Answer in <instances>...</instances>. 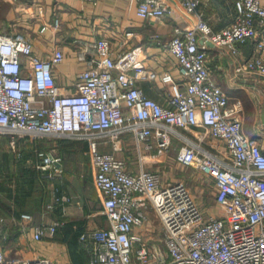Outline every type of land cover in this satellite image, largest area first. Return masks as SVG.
I'll list each match as a JSON object with an SVG mask.
<instances>
[{"label":"built area","instance_id":"obj_1","mask_svg":"<svg viewBox=\"0 0 264 264\" xmlns=\"http://www.w3.org/2000/svg\"><path fill=\"white\" fill-rule=\"evenodd\" d=\"M135 1L145 19L170 17L175 9L166 0ZM178 2L184 15L195 17L176 25L166 42L180 73L179 80L169 72L161 77L171 88L167 104L139 86L140 81L155 80L156 72L140 61L136 48L118 52L105 36L87 41L77 53L81 70L64 86L55 73L68 59L63 46L47 53L26 32L0 31V136L9 138L15 152L19 143L35 145L42 139L88 142L102 213L110 224L81 233L79 244L89 264H264V150L257 137L244 131L241 101L231 104V97L213 83L207 47L211 42L238 55V43L252 40L254 53L236 71L264 76V4L235 0L231 24L214 30L197 13L200 0ZM50 26L58 30L59 19L42 31ZM155 37L160 41L159 34ZM179 130L194 132L199 143L209 136L224 143L213 153L187 141L177 154L181 165L213 181L220 215L205 217L184 183H164L148 170L129 171L124 159L99 149L111 143L120 150L132 136L146 149L153 148L150 140L156 138L157 148L168 151L174 136L187 140ZM36 152L39 170L50 178L61 175L54 149ZM21 219L32 224L34 216L23 213ZM153 220L162 225L165 250L153 238ZM4 224L0 214V226ZM58 225L33 224V240L53 237ZM145 225L152 235L136 231ZM0 264L57 263L44 256L11 257L0 239Z\"/></svg>","mask_w":264,"mask_h":264},{"label":"crops","instance_id":"obj_2","mask_svg":"<svg viewBox=\"0 0 264 264\" xmlns=\"http://www.w3.org/2000/svg\"><path fill=\"white\" fill-rule=\"evenodd\" d=\"M166 1L174 3L172 15L155 20L140 17L135 0H0V31L32 29L36 46L47 53L54 46H63L68 59L55 73L58 83L64 86L69 85L81 70L77 53L87 41L105 36L113 41L118 52L136 48L140 61L156 72L155 80L140 81L139 86L148 96L167 104L171 88L161 77L169 72L179 80L180 73L175 59L165 47L166 42L172 37L176 25H184L195 16L184 15L178 0ZM262 2L264 4V0ZM197 13L202 14L214 30H221L231 24L236 15L235 0H200ZM56 19L60 21L58 30L50 26L42 31L44 25ZM128 32L132 35L127 36ZM157 34L160 41L155 37ZM121 39L124 44L120 45ZM238 46L241 52L234 55L226 47L207 43L212 81L231 97V104L241 101L245 111L248 101H251L249 93L253 92L251 97L262 96L259 100L260 118L253 125L244 123V131L257 137L264 150V76L237 73L236 67L255 50L252 40L238 43ZM179 132L187 140L174 136L173 146L168 151L157 148L156 138L150 140L153 148L146 149L145 143L136 142L132 136L126 137L120 150L115 151L111 143L100 144L99 149L124 159L129 171L156 172L164 183L182 182L191 193L193 189L200 193L208 190L210 196L204 206L200 203L201 198L194 195L200 200L204 216L222 214L216 204L213 181L196 168L181 165L177 154L187 141L200 144L213 153L223 148L224 143L211 136L199 143L194 132ZM3 137L0 136V151L5 144L10 148L9 138L5 136V141ZM37 149H54V156L60 160L61 175L50 178L37 168ZM16 150H12V155L7 151L0 163V214L5 218V224L0 226V239L8 255L24 259L50 257L57 264H89V256L79 244L81 233L86 229L108 228L110 224L102 213L103 199L94 183L95 172L88 142L42 139L35 145L19 143ZM175 168L181 172L174 171ZM17 196L20 201L15 200ZM23 213L34 216L32 224L21 219ZM54 222L59 225L53 237L41 242L33 240V224ZM136 231L150 236L153 229L145 225ZM4 235L6 237L2 238ZM74 254L77 260L73 258Z\"/></svg>","mask_w":264,"mask_h":264},{"label":"rangeland","instance_id":"obj_3","mask_svg":"<svg viewBox=\"0 0 264 264\" xmlns=\"http://www.w3.org/2000/svg\"><path fill=\"white\" fill-rule=\"evenodd\" d=\"M18 30L26 32V33H30V35L33 36V34H32L33 30L32 29L23 30V29L18 28ZM251 94L253 95V92H251ZM251 94L250 93L248 94V96L251 98V101H248V103L246 105V111H245V109L243 107V110H244V123L246 125H250V124L253 125V123L260 118V116H259L260 115L259 105L261 104V102H259V100H260V98L262 96L257 94L254 97H251ZM2 139H5V136ZM5 141H6V139H5ZM7 151L9 152L8 153L9 155L13 154L12 149L9 148L7 146V144H5L4 148H3V151H0V163H2V160L4 158V154L7 153ZM174 171H178L179 173L181 172V170L178 169V168H175ZM183 171L187 172L186 170H183ZM192 192H193L192 193L193 196L195 195L196 197H200L201 198L202 202H200V203H202L203 206L205 205V203H207L206 201H208L207 199H209V196H210L209 193H208V190H204V191H202L203 193H200L199 191L196 192V190L193 189ZM195 196H194L195 200L200 205V203L198 202L199 198L196 199ZM200 207H202V206H200ZM154 225H155L156 232L154 233L153 238H154L155 242L159 243V246L161 248H163V250H165L164 244H163V241H162V225L158 221H154Z\"/></svg>","mask_w":264,"mask_h":264},{"label":"trees","instance_id":"obj_4","mask_svg":"<svg viewBox=\"0 0 264 264\" xmlns=\"http://www.w3.org/2000/svg\"><path fill=\"white\" fill-rule=\"evenodd\" d=\"M60 140H61V139H60ZM10 194H11V193H10ZM15 200H19V201H20V198H19V196H17ZM1 201H2V198H0V202H1ZM74 256H75V257H73V258H74L75 260H77V259H76V255H75V254H74Z\"/></svg>","mask_w":264,"mask_h":264},{"label":"water","instance_id":"obj_5","mask_svg":"<svg viewBox=\"0 0 264 264\" xmlns=\"http://www.w3.org/2000/svg\"><path fill=\"white\" fill-rule=\"evenodd\" d=\"M263 121H264V116H263Z\"/></svg>","mask_w":264,"mask_h":264}]
</instances>
